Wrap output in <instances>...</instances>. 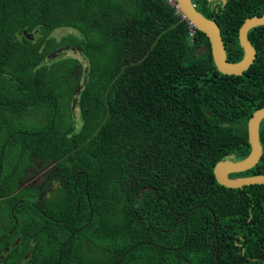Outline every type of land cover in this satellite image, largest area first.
<instances>
[{"label":"trees","instance_id":"obj_1","mask_svg":"<svg viewBox=\"0 0 264 264\" xmlns=\"http://www.w3.org/2000/svg\"><path fill=\"white\" fill-rule=\"evenodd\" d=\"M256 1L230 0L212 15L207 0H193L217 22L229 62L244 56V21L264 15ZM61 28L71 33L56 40ZM248 37L256 61L228 76L215 67L208 37L197 29L191 36L189 22L164 0H0V134L22 145L13 150L19 161L37 146L43 161L61 160L72 205L52 213L69 223L55 227L75 224V239L87 232L103 253L118 249L121 258L129 250L121 264H161L148 242L181 248L175 259L184 264H264V185L228 189L214 176L218 162L250 154L247 124L264 107V27ZM64 47L81 53L48 59ZM33 111L41 124L13 123ZM260 139L264 148V123ZM240 174L264 175V153ZM76 182L77 195L68 192ZM90 204L93 220L79 231ZM50 234L44 229L42 245L66 243Z\"/></svg>","mask_w":264,"mask_h":264},{"label":"flooded vegetation","instance_id":"obj_2","mask_svg":"<svg viewBox=\"0 0 264 264\" xmlns=\"http://www.w3.org/2000/svg\"><path fill=\"white\" fill-rule=\"evenodd\" d=\"M229 1L227 0L226 3H223L219 0H207L206 7L210 9V14L220 15L225 12ZM248 1L244 0L246 6H248ZM195 5L196 8H205L202 6V2L199 4L195 3ZM255 6L257 7V11L264 13V0H257ZM80 76L81 72L76 77L79 78ZM34 114V111L18 113V117L16 116L13 123H17L20 120L21 123L25 121L35 125L41 124L42 119L36 115L34 116ZM263 123L264 120L261 122L260 131ZM20 133L22 134L23 132ZM9 134L10 132H2L0 134V248L3 247L4 250L0 251V264H11L8 263L10 262V258L13 259L14 264H25L28 262L40 264L39 258L44 259L45 264H79L80 258L83 259L82 261H89L90 264H121L128 252H130L129 250L121 258L118 249L110 253H103L98 247L88 241L87 232L83 231L81 233V239H75V233L72 232L76 228L75 224L73 228L70 226L69 229H66L64 225L55 227L57 224H69L67 220H61L52 213L56 209H59L61 213L71 209V201L66 200L67 187L71 180L65 176L66 170L60 168V166L58 167L61 160L45 162L41 159L38 146L30 155L22 156L21 151L22 161H19V149L22 150V145L20 143L17 145L15 138ZM37 135L35 133L34 138ZM16 148L19 149L13 151ZM4 157H6L5 160ZM237 160L242 159L237 158ZM231 177L247 176L234 174ZM70 187L71 189L68 192H73L77 195V182ZM8 189H13V191L5 195L4 191ZM80 207L78 205L77 209L80 210ZM94 209L91 204L84 207L85 213L80 215V219L85 220V223L79 231L86 228L88 222L93 220L92 214ZM29 211H31V214H28ZM46 228L54 233V235L50 234V239L59 240L58 232H60L61 237L64 238L66 243L63 245L60 243L59 247H56L53 246L54 242L50 240V247L42 245L40 239L42 232ZM72 239L73 242L66 252L65 247H67V243ZM147 244L156 245V249L153 252H156V255L159 256L161 264H171L169 259L161 255L167 254V252L173 253V264H184L183 261L175 259L178 258L175 251L181 248L160 246L157 242H148ZM45 247L46 249H42ZM40 252L42 255H40ZM17 254L22 255L23 258L20 259ZM8 255L10 256L8 257ZM51 256L52 259L50 258ZM114 258H118L116 263L113 262ZM145 264H150V259L149 261L146 260Z\"/></svg>","mask_w":264,"mask_h":264},{"label":"water","instance_id":"obj_3","mask_svg":"<svg viewBox=\"0 0 264 264\" xmlns=\"http://www.w3.org/2000/svg\"><path fill=\"white\" fill-rule=\"evenodd\" d=\"M226 3L227 0H219ZM181 14L193 24L200 32L204 33L210 40L212 58L214 65L222 75L242 76L254 64L257 58V51L249 40L248 34L250 31L264 26V15L247 18L239 29V45L243 49L244 56L242 60L236 63L229 62L227 59V51L224 46L221 29L216 21L205 17L195 7L192 0H178ZM26 35L30 37L29 34ZM73 52L81 53V50L74 47H64L56 50L48 59L63 58V53ZM87 72V70H86ZM83 86L78 85L74 93L72 110L75 111L78 105L77 97L80 95ZM264 120V107L256 110L248 121V140L251 147L250 154L242 159L237 160L236 156L218 162L214 167V176L217 183L228 189H241L245 186L264 185V175H253L247 177H234V174H240L255 168L260 162L264 150L260 140V126ZM151 190V188H149ZM141 193L144 190L140 191ZM139 199V196H137ZM218 254V250L216 252Z\"/></svg>","mask_w":264,"mask_h":264},{"label":"built area","instance_id":"obj_4","mask_svg":"<svg viewBox=\"0 0 264 264\" xmlns=\"http://www.w3.org/2000/svg\"><path fill=\"white\" fill-rule=\"evenodd\" d=\"M167 4H169L175 11L177 14H181V9L178 3V0H164ZM182 17L184 19L187 20V18H185L183 15ZM188 21V20H187ZM189 22V21H188ZM190 28H191V36H193L195 34V27L193 26L192 23L189 22Z\"/></svg>","mask_w":264,"mask_h":264},{"label":"rangeland","instance_id":"obj_5","mask_svg":"<svg viewBox=\"0 0 264 264\" xmlns=\"http://www.w3.org/2000/svg\"><path fill=\"white\" fill-rule=\"evenodd\" d=\"M71 29H69V28H61V29H58L57 31H55L54 32V34L52 35V37L53 38H55L56 40H59V39H61L62 37H64V36H66V35H68L69 33H71V32H69ZM68 54H62V56L63 55H67V56H70L71 55V53L70 52H67ZM73 55H76V53H73ZM59 58V57H58ZM78 109L76 108L75 109V113H76V115L78 114V111H77Z\"/></svg>","mask_w":264,"mask_h":264}]
</instances>
